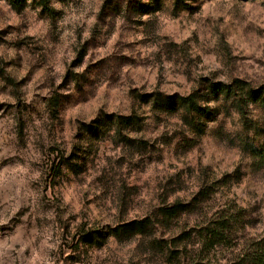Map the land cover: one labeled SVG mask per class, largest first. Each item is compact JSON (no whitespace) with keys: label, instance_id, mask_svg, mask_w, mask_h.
<instances>
[{"label":"clouds","instance_id":"clouds-1","mask_svg":"<svg viewBox=\"0 0 264 264\" xmlns=\"http://www.w3.org/2000/svg\"><path fill=\"white\" fill-rule=\"evenodd\" d=\"M0 264H264V0H0Z\"/></svg>","mask_w":264,"mask_h":264}]
</instances>
